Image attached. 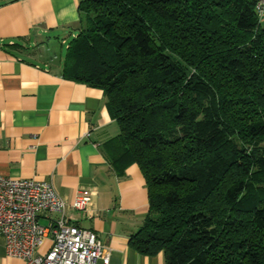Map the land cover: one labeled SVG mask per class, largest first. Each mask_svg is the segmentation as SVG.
<instances>
[{
  "label": "trees",
  "instance_id": "16d2710c",
  "mask_svg": "<svg viewBox=\"0 0 264 264\" xmlns=\"http://www.w3.org/2000/svg\"><path fill=\"white\" fill-rule=\"evenodd\" d=\"M256 0H81L62 76L102 89L164 264H264V27ZM18 45V44H17Z\"/></svg>",
  "mask_w": 264,
  "mask_h": 264
},
{
  "label": "crops",
  "instance_id": "0c3cea01",
  "mask_svg": "<svg viewBox=\"0 0 264 264\" xmlns=\"http://www.w3.org/2000/svg\"><path fill=\"white\" fill-rule=\"evenodd\" d=\"M80 1L0 0V175L49 182L67 203L91 191L87 209L66 216L96 233L110 264H164L162 253L145 256L129 245L148 213L147 189L137 164L119 175L103 153L119 127L102 89L62 76ZM50 245L48 237L36 253ZM0 264H27L6 254L1 235Z\"/></svg>",
  "mask_w": 264,
  "mask_h": 264
},
{
  "label": "built area",
  "instance_id": "2783aa9c",
  "mask_svg": "<svg viewBox=\"0 0 264 264\" xmlns=\"http://www.w3.org/2000/svg\"><path fill=\"white\" fill-rule=\"evenodd\" d=\"M259 19L264 18V0H256ZM91 191L78 190L72 203H67L51 183L0 175V235L5 252L27 264H110V250L96 233L70 223L68 209L85 211ZM58 217L48 226L39 223L41 216ZM51 245L37 253L47 238Z\"/></svg>",
  "mask_w": 264,
  "mask_h": 264
},
{
  "label": "rangeland",
  "instance_id": "374dc122",
  "mask_svg": "<svg viewBox=\"0 0 264 264\" xmlns=\"http://www.w3.org/2000/svg\"><path fill=\"white\" fill-rule=\"evenodd\" d=\"M39 249H41V247H40ZM36 251H37V250H36ZM37 253H38V252H37ZM37 253H36V254H37Z\"/></svg>",
  "mask_w": 264,
  "mask_h": 264
}]
</instances>
